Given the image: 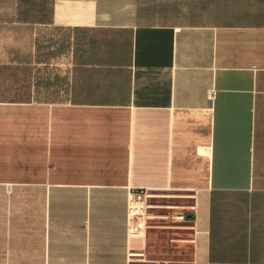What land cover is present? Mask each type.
<instances>
[{"label": "crops", "instance_id": "crops-1", "mask_svg": "<svg viewBox=\"0 0 264 264\" xmlns=\"http://www.w3.org/2000/svg\"><path fill=\"white\" fill-rule=\"evenodd\" d=\"M140 186L195 190L192 242L128 239ZM142 243L264 264V0H0V264Z\"/></svg>", "mask_w": 264, "mask_h": 264}, {"label": "built area", "instance_id": "built-area-1", "mask_svg": "<svg viewBox=\"0 0 264 264\" xmlns=\"http://www.w3.org/2000/svg\"><path fill=\"white\" fill-rule=\"evenodd\" d=\"M196 204L194 189L131 187L127 191V237L143 241L147 230H161L169 234L170 242H192L194 237L183 231L195 230ZM128 249L130 262H146L143 243Z\"/></svg>", "mask_w": 264, "mask_h": 264}, {"label": "rangeland", "instance_id": "rangeland-1", "mask_svg": "<svg viewBox=\"0 0 264 264\" xmlns=\"http://www.w3.org/2000/svg\"><path fill=\"white\" fill-rule=\"evenodd\" d=\"M160 243V247H158V250H162L164 251V253H162L159 257L163 258V259H184L186 257H188L189 255V250L188 248H183L181 246H179V244L177 245H173V246H166L164 242H159Z\"/></svg>", "mask_w": 264, "mask_h": 264}]
</instances>
